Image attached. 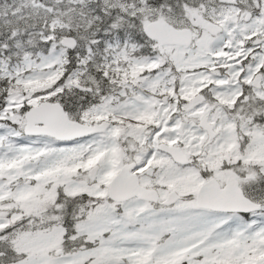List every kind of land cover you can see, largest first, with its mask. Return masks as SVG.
Segmentation results:
<instances>
[{
  "label": "rangeland",
  "instance_id": "374dc122",
  "mask_svg": "<svg viewBox=\"0 0 264 264\" xmlns=\"http://www.w3.org/2000/svg\"><path fill=\"white\" fill-rule=\"evenodd\" d=\"M82 1L0 0V244L7 247L0 255L18 256L9 264H264V209L200 211L191 199L203 183L200 170L179 167L158 150L170 140L199 158L201 133L182 123L192 113L183 107L173 116L175 109L204 90L230 101L219 95L223 78L264 74V49H242L264 30V0H100L104 13L88 19L74 14ZM156 21L190 29L194 45L163 53L148 39L138 46L131 38H144ZM203 24L224 32L213 37ZM66 37L77 41L72 54L62 44ZM139 50L147 54L137 56ZM164 96L171 103L164 105ZM42 103L61 104L82 124L108 121L111 128L68 144L26 135L25 114ZM246 133L244 159L261 168L256 174L264 180V132ZM125 144L127 158L153 171L144 183L183 198L166 214L137 200L108 199ZM263 191L256 184L247 197L263 204ZM67 214L73 216L65 229Z\"/></svg>",
  "mask_w": 264,
  "mask_h": 264
},
{
  "label": "flooded vegetation",
  "instance_id": "af4514ba",
  "mask_svg": "<svg viewBox=\"0 0 264 264\" xmlns=\"http://www.w3.org/2000/svg\"><path fill=\"white\" fill-rule=\"evenodd\" d=\"M260 5H262V2H260ZM257 15L255 14L254 16ZM201 27L204 29L206 25L203 24ZM223 32L222 28L218 36L222 35ZM254 33L256 35L252 37V40H245L244 47H242L244 50L248 48L254 50L252 53L264 49V30ZM260 33L261 36L258 35ZM225 51L227 52L228 49H225ZM240 60L245 69L250 67L248 59L242 57ZM223 79L224 83L218 87L219 95H222L224 100L230 101H221L220 99L213 98L212 94L204 90L193 98L184 100V102L182 101L183 105H179V109L176 108L173 114V116H176L177 113L180 114V108L182 109L183 107H188V111L192 113L189 116L192 119L187 120L182 117V123L194 124V127L201 133L199 158L188 153L181 143H174L170 140L168 143H160L158 150L161 144L181 149L188 160L186 167H195L200 170L203 180L201 189L213 185V187L216 186L215 188L220 193L224 194V192H229V187L232 184L239 189L241 195L251 200L247 197L248 193L253 191V186L256 184L260 190L264 189V180L262 179L263 176L259 177L256 174L259 170L261 171V168L255 167L253 161L244 159L248 156L247 152L250 147V139L246 133V129L258 128L264 132V74L259 70L254 71L249 76H246V72H243L241 77H238L236 80L228 76ZM162 102L164 105H168V103H171V100L168 96H164ZM197 109H199V112H196ZM126 148L125 145V150L123 149V155L125 156L123 166L134 165V173L139 178L140 184L149 190H157L160 196L158 204L138 199H133L129 202L137 200L146 204L150 210H161L166 214L175 205H164L166 197L172 191L162 194L156 187L144 183V177L152 178L153 171L151 169L143 170L145 168L144 165L141 166L138 162L127 158L126 155H129V152H127ZM189 151L193 152L191 148H189ZM161 153L173 163L175 162L173 157L166 153ZM196 196L191 199L195 201ZM181 200L183 198L180 196L178 201L180 202ZM234 205H236L234 199L231 201L230 198L224 211L212 209L214 206H219V208L223 206L218 204L214 206L208 205L200 211L218 214H239L234 212L236 207ZM261 207L263 211L264 203L261 204ZM241 214L250 215V213Z\"/></svg>",
  "mask_w": 264,
  "mask_h": 264
},
{
  "label": "water",
  "instance_id": "95a60500",
  "mask_svg": "<svg viewBox=\"0 0 264 264\" xmlns=\"http://www.w3.org/2000/svg\"><path fill=\"white\" fill-rule=\"evenodd\" d=\"M207 31L215 36L221 32V29L216 25H209ZM145 35L154 41H158L160 47L165 45H179L190 47L193 42V33L189 29L177 30L167 23L154 22L148 25L145 30ZM63 46L69 50H73L77 43L73 37H66L62 40ZM82 92H91V88H85L79 85L74 86ZM26 134L27 135H43L54 137L60 141L75 140L84 138L90 135L103 133L110 124L103 122L93 126L85 125L70 119L69 114L65 111L61 104L42 103L39 107L31 109L26 114ZM39 124V125H38ZM36 126V130L32 129ZM31 126V127H30ZM29 127V130H28ZM160 150L168 153L174 158L176 163L187 165L188 160L183 151L179 148L169 147L165 144L160 146ZM134 169V165L125 166L117 177L112 181L109 188V197L115 202H125L131 198L138 197L150 202H158L159 195L154 190H147L139 185L138 177L130 172ZM99 171L95 167L90 171V177L95 179ZM213 187L202 188L197 196V205L199 208L205 209L208 205L214 206L218 204L222 206L212 207L213 210H226L225 206L229 199H234L235 204L234 212L238 213H251L257 212L262 209L243 195L238 188L232 184L229 187V192L220 193L219 190ZM225 191V190H224ZM232 196V197H231ZM208 198V199H206ZM178 195L173 193L169 196L166 205L176 202ZM225 204V205H224ZM228 206V205H227ZM122 261H120L121 263Z\"/></svg>",
  "mask_w": 264,
  "mask_h": 264
},
{
  "label": "trees",
  "instance_id": "16d2710c",
  "mask_svg": "<svg viewBox=\"0 0 264 264\" xmlns=\"http://www.w3.org/2000/svg\"><path fill=\"white\" fill-rule=\"evenodd\" d=\"M38 1H45V0H38ZM74 7H75L74 14H77V15L82 14L78 17H80V18L83 17L84 19H88L90 17L96 18L95 16L101 17V14L104 13V12H102V2L100 0H85V1H82L78 4H75ZM95 20L98 21L97 19H95ZM2 30H4V29H2ZM45 32L48 33V30H46ZM70 54H71V52H70ZM68 215H70L71 218L73 216L71 214H67L66 222L68 221ZM0 248L6 249L7 248L6 243L5 242L1 243ZM9 256H11L10 253H7L3 257L0 255V264H9L8 260H14V259L18 258L17 255H13V257L11 259H7Z\"/></svg>",
  "mask_w": 264,
  "mask_h": 264
}]
</instances>
